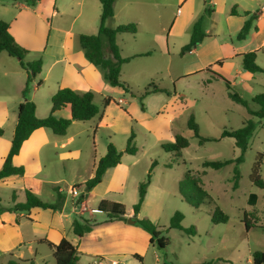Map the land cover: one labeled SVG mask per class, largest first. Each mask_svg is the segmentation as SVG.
<instances>
[{
	"label": "crops",
	"instance_id": "crops-1",
	"mask_svg": "<svg viewBox=\"0 0 264 264\" xmlns=\"http://www.w3.org/2000/svg\"><path fill=\"white\" fill-rule=\"evenodd\" d=\"M252 1L248 6V0H117L113 26L135 22L138 26L137 34L146 30L148 35L139 37L136 33L118 34L122 56L131 57L122 65L121 79L129 86L138 88L137 79L147 81L155 70H166L172 78L175 55H180V62L177 63L182 67L178 72L180 77L204 71L212 76V72L208 71L210 68L229 78L231 67L235 64L240 66L241 57L238 54L255 49H260L259 53L264 52V0ZM18 3L21 11H28L26 2ZM43 3L45 0H39L34 4V10L28 11L30 15L27 18L34 20V23L16 18L8 21L16 40L29 49L25 61L29 63L39 58L43 61L42 70L33 77L28 92V98L36 104L37 115L44 117L49 114L51 97L60 87L94 91V100L101 106V112L89 120H73L64 135L55 134L47 127L36 129L13 157L14 165L24 167V174L0 179V188L12 191V204L0 209V264H9L10 260L22 261L21 264H30L31 261L34 264H55L53 250L45 240L58 243L64 237L77 245L80 264H146L147 255L158 247L152 243L151 234L136 224V221H104L105 214L93 209H97L100 200L104 198L121 201L126 206L128 218H149L160 225L168 194L171 193L168 183L174 168L178 166L177 162L169 166L171 161L164 158L161 161L151 159L145 167H138V151L135 154L124 153L121 163L108 168L101 182L85 193L81 203H77L79 195H73L71 189L82 185L94 175L99 158L107 151L109 139L124 150L119 144L121 138L127 140L131 132L136 131V126L157 135L159 140L164 138V132L167 135L168 130L170 140L174 141L177 134L174 125L178 123V115L171 108L174 103L178 105L180 95L174 90L167 94L168 98L163 99L161 105L150 106L145 103L143 110L138 95L134 96L121 86L111 85L105 79L103 70L89 61L79 35L95 32V21L102 12L100 0H52L44 13H41L39 9ZM236 4L239 14L232 15L230 9ZM207 6L212 9V13L204 18L208 36L191 51L181 54L184 45L181 43L176 52H172V37L182 35L184 28L189 30L191 37L194 22L205 14ZM245 11L258 14L248 37L235 39L231 43L232 51L229 55L224 56L220 46L217 51H211V43L217 42L220 35L237 34L249 17ZM59 16L64 18L59 19ZM78 19H81L83 26L91 29H78L75 25ZM146 52L150 54L139 55ZM220 59L222 63H216ZM188 66H194L190 69L191 73H187ZM240 71L245 77H252L253 73L243 65ZM27 77L28 73L18 58L6 51L0 52V125L5 130L0 136V169L11 148L18 106L24 101L23 89ZM156 86L167 89L162 85ZM107 96L113 99L104 106L102 102ZM57 116L71 118L70 107L59 111ZM104 130L107 131L106 141L99 145L98 133ZM117 134L121 137L120 141ZM152 163L155 166L151 181L140 211L135 214L133 205L139 198V184L145 179ZM181 176L176 177L175 182L180 184ZM129 184L136 186L138 191L125 201V189ZM56 187L65 195V203L61 208H13L16 203L25 201L26 188H30L44 201L54 203L57 200ZM2 200L0 195V203ZM91 200L96 202V206L88 212L87 204ZM93 212H98L99 216ZM78 216L102 222L78 237L72 230V222ZM134 254L141 255L142 260L135 258Z\"/></svg>",
	"mask_w": 264,
	"mask_h": 264
},
{
	"label": "rangeland",
	"instance_id": "rangeland-1",
	"mask_svg": "<svg viewBox=\"0 0 264 264\" xmlns=\"http://www.w3.org/2000/svg\"><path fill=\"white\" fill-rule=\"evenodd\" d=\"M50 1L52 0H45L39 12L44 13L45 8L50 5ZM18 2H24L25 4L26 1L18 0ZM18 2L0 0V19L10 22V20L16 18L17 20L34 23V20L27 18V15H30L28 11L35 9L34 4L26 2L28 11H21ZM251 2L253 1L248 0V6ZM63 18L64 16H59V19ZM99 18L95 21L94 29L96 30L93 34L98 33ZM75 25L82 31L91 29L83 26L81 19H78ZM108 25H115V21H109ZM184 29L181 31L182 35L178 34L172 37L170 45L172 52H176L181 43L189 42V30ZM146 32L144 30L138 34L136 32V34L139 37H147ZM217 38L218 41L210 45L211 51H217L218 46H220L221 53L224 56L229 55L232 51L231 43L235 41L236 35H220ZM258 54L259 60L257 63L264 67V52L261 51ZM30 59H32V56H30ZM178 61L180 62V55H175L172 78L169 77L166 70H162V72L155 70L147 81L137 79L138 88L130 86L131 90L139 95L150 89L151 83H155L167 87L171 92L176 90L178 95L186 100L184 104L179 103L176 105L174 103L171 108L178 115V123L174 125V131L185 135L189 140V145L180 152V157L173 156L163 148V144L172 142L168 130L167 135L164 132V138L159 140L156 137L157 135L136 126L135 143L138 147L136 156L140 158L138 167H145L146 162H150L151 159L161 161L163 158L171 162L176 160L178 164L174 168L173 175H171L168 183L171 193L168 194L167 204L160 222L164 234L169 238V244L165 249L157 247L155 251L150 252L146 257V264H164L167 262L198 264L208 260H213V264H253V253L258 250L264 251V186L259 187L250 179L253 164L259 154L263 155L261 176L264 179V118L261 119L251 115L246 106L230 98L225 82L215 79L207 71L192 73L183 77L178 76V72L182 70V67L177 65ZM240 66L242 67L241 63ZM240 66L238 64L232 66L230 77L226 78L232 82L233 88L248 100L250 108L258 110L261 105L253 101L252 98L256 94L264 92V72H256L252 74V77H245L241 74ZM193 67L188 66L189 72L187 73H191L192 70L190 69H193ZM211 71L219 73L215 70ZM209 77L212 78L211 83L207 81ZM149 94L142 100L144 104L147 103L150 106L161 105L163 99L166 100L169 96L166 92ZM146 97L148 99L145 100ZM171 109L168 110L171 111ZM191 114L194 115L199 126L200 134L205 137L220 138L224 129H237L249 117L258 122L249 148L244 153L243 161L239 164L240 177L237 180L234 176V163L220 169L203 165L206 160H223L239 156L241 151L235 145L234 138L222 137L218 140H208L200 143L199 138L188 127L187 122ZM106 132L104 130L103 133L101 131L98 133L99 145L106 141ZM120 138V136L117 137L118 141H120ZM121 140L122 142L119 144L125 148L127 140L126 138H121ZM110 142L113 141L109 139L108 144ZM184 160L186 163L183 162ZM158 173L157 176L160 178ZM189 175L200 179L202 187L212 196V200L206 199L199 208L192 207L182 199V196H179V183L174 180L178 176H181V180H183ZM83 186H85L84 183L77 186L76 189L80 193L82 191L87 192L86 186ZM186 186L189 191L196 194L193 183L190 182ZM137 189L136 186L129 184L125 189V201H128L134 192L137 193ZM11 192L8 188H0V195L3 198L0 209L12 204ZM252 199L255 200L254 204L251 203ZM217 205L228 215L226 222H213L212 218ZM95 206L96 202L91 200L87 204L88 212ZM177 211L184 214L181 222L184 227L196 226L195 234L169 227L171 217ZM170 213H172V216ZM93 214L99 216L98 212H93ZM246 222L250 226L248 229L245 225Z\"/></svg>",
	"mask_w": 264,
	"mask_h": 264
},
{
	"label": "trees",
	"instance_id": "trees-1",
	"mask_svg": "<svg viewBox=\"0 0 264 264\" xmlns=\"http://www.w3.org/2000/svg\"><path fill=\"white\" fill-rule=\"evenodd\" d=\"M30 4H36L39 0H24ZM117 0H100L102 4V12L100 16V25L98 33L87 34L82 33L79 35V40L84 48L85 55L94 65L100 67L104 72L105 79L115 86L123 87L127 92H131L134 96L137 93L131 91L129 84L121 79V69L122 65L128 62L131 57H124L121 54V48L118 43V34L121 33H131L135 34L138 31V26L135 22L121 23L113 27L108 25L115 16V3ZM212 13L210 7H206L205 14L201 15L193 24L192 33L189 42L184 44L181 48V54L187 51H191L197 47L207 35L204 28V18L205 15ZM249 15L248 19L245 20L244 24L236 34L237 40H243L248 37L250 30L254 26V21L258 17L257 13H251L250 11H245ZM230 14H239L237 9V4L233 5ZM106 47V48H105ZM6 51L9 55L18 58L21 66L27 71L28 77L26 85L23 89L24 101H22L18 106V116L17 124L15 127L14 135L12 137L11 148L9 154L7 155L2 168L0 169V179L8 177L10 175H22L24 174L23 166H16L13 164V157L20 152L22 144L26 139H28L31 134L38 128L47 127L52 129L55 134L64 135L67 133L69 126L73 120H89L101 112V106L95 102V92L92 90L88 91H78L70 87H60L51 97V109L48 115L44 117H39L36 113V104L33 100L28 98L29 85L33 77L39 74L42 70V59L34 60L33 62H26L25 58L29 53V49L21 45L12 34L10 30V23L4 19H0V52ZM260 49L251 50L248 52L240 53L238 56L241 57V63L243 67L251 73L264 72V67L257 63V56ZM150 52L139 55H147ZM222 59L218 60L216 63L221 64ZM208 71H211L208 68ZM212 72V77L215 79H220L225 82L228 89V95L234 101L247 107V110L251 115L257 116L261 119L264 118V92L256 94L252 100L261 105L260 109L253 110L249 106L248 100H246L242 95L237 92L232 85V82L224 77L222 74ZM212 78L207 81L210 82ZM151 92H166L171 93L170 90L166 88H161L156 86L154 83L150 84V89L145 90L144 93L139 94V99L141 107L144 110L145 105L142 99ZM112 97L107 96L103 99V105L106 106L112 101ZM186 100L182 96L178 98L179 103H185ZM71 109V118L58 117L57 113L66 107ZM188 127L193 131L194 135L199 138L200 143L208 140H218L222 137H232L235 140V145L240 149V155L236 158L223 159V160H206L203 162L204 166L212 167L215 169H220L234 163V176L236 180L240 177L239 164L244 159V153L249 148L250 141L254 135L257 128L258 122L252 117L247 118L243 125L237 129H224L221 133L220 138L205 137L200 134L199 126L195 121L194 115L191 114L188 120ZM5 132L4 128L0 125V136ZM136 133L133 130L127 139L126 146L124 150L117 147L114 142H110L107 146L106 153L101 156L97 162L94 175L84 182L87 191H90L93 187L99 184L104 176L106 170L110 167L116 166L122 161V156L124 153L135 154L138 151V147L135 143ZM189 145L188 138L177 133L175 140L166 144H163V148L174 156L180 157V152ZM263 160V155L259 154L257 160L253 164L250 179L259 187L264 186V179L261 176V165ZM177 162L173 160L168 163L171 166L172 163ZM184 163L185 160L183 161ZM155 163H152L146 177L139 184V198L138 201L133 205V210L135 214H138L140 207L144 201L147 186L151 181V176ZM193 183L195 187V192L189 191L186 184ZM80 186V185H77ZM76 186V187H77ZM57 192V200L54 203H49L44 201L38 195H36L30 188L25 189V201L18 202L14 205V209L17 210H30L32 207H42V208H61L65 203V195L61 193L58 187L54 188ZM179 191L182 199L188 202L192 207L199 208L201 204L205 202L206 199L212 200V196L207 190L202 187L200 179L193 175L186 176L185 179L181 180L179 184ZM85 191H82L78 198L77 203H81L85 199ZM253 198H255L253 196ZM251 203H255L252 199ZM97 210L105 214L104 221H113L116 219L127 220L126 216L127 210L125 204L120 201H113L110 199L100 200ZM184 218V214L180 211L175 212L171 217L170 226L172 228H177L185 231L189 234L196 233V226L192 225L190 227H184L181 222ZM213 222L220 223L226 222L228 220V215L222 210L220 206H216L215 212L213 214ZM103 221V222H104ZM136 224L143 227L151 234L152 243H156L160 249L167 248L169 244V238L164 234V229L162 226L154 223L149 218H138L135 217ZM247 221V220H246ZM102 221L94 218H86L83 216L75 217L72 222V230L75 235L82 237L86 232H88L96 224ZM246 228L250 226L246 222ZM50 248L53 250V255L55 258V264H80V256L77 245L73 244L69 239L64 237L58 243H53L51 241L45 240ZM135 258L142 260V256L139 254L133 255ZM253 264H264V251H255L253 253ZM22 261L16 262L13 260L9 261V264H21ZM213 260L203 261L198 264H213ZM30 264H34L32 261ZM166 264H175L174 262H167Z\"/></svg>",
	"mask_w": 264,
	"mask_h": 264
},
{
	"label": "built area",
	"instance_id": "built-area-1",
	"mask_svg": "<svg viewBox=\"0 0 264 264\" xmlns=\"http://www.w3.org/2000/svg\"><path fill=\"white\" fill-rule=\"evenodd\" d=\"M71 193L73 194V195H79L80 194V192L76 189V188H73V189H71ZM94 211H98L97 209H93Z\"/></svg>",
	"mask_w": 264,
	"mask_h": 264
},
{
	"label": "water",
	"instance_id": "water-1",
	"mask_svg": "<svg viewBox=\"0 0 264 264\" xmlns=\"http://www.w3.org/2000/svg\"><path fill=\"white\" fill-rule=\"evenodd\" d=\"M129 222H135V220L132 217L128 218Z\"/></svg>",
	"mask_w": 264,
	"mask_h": 264
}]
</instances>
